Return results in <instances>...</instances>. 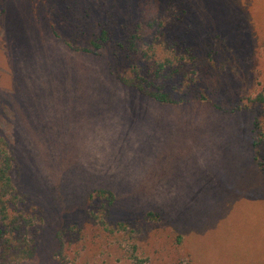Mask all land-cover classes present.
Returning <instances> with one entry per match:
<instances>
[{"label":"rangeland","instance_id":"obj_1","mask_svg":"<svg viewBox=\"0 0 264 264\" xmlns=\"http://www.w3.org/2000/svg\"><path fill=\"white\" fill-rule=\"evenodd\" d=\"M152 22L197 51L198 97L159 103L117 81L110 48L83 50ZM261 93L264 0H0V132L39 242L23 264H264ZM99 189L127 231L95 223Z\"/></svg>","mask_w":264,"mask_h":264},{"label":"trees","instance_id":"obj_2","mask_svg":"<svg viewBox=\"0 0 264 264\" xmlns=\"http://www.w3.org/2000/svg\"><path fill=\"white\" fill-rule=\"evenodd\" d=\"M171 33L156 22L145 27L118 24L110 28L106 24L83 50L96 54L110 48L125 65L115 75L122 86L159 103L181 105L199 95V57L192 46L173 39ZM247 100L245 109L252 115L253 155L264 174V94L248 96ZM17 168L9 142L0 132V264L26 263L39 250L36 220L25 208L28 198L15 179ZM89 198L96 208L92 217L98 226L110 232L127 231V223L110 220L116 203L111 190H96Z\"/></svg>","mask_w":264,"mask_h":264}]
</instances>
